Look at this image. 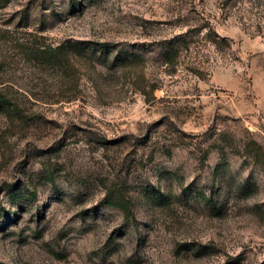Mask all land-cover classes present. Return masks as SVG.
Listing matches in <instances>:
<instances>
[{
	"label": "rangeland",
	"instance_id": "374dc122",
	"mask_svg": "<svg viewBox=\"0 0 264 264\" xmlns=\"http://www.w3.org/2000/svg\"><path fill=\"white\" fill-rule=\"evenodd\" d=\"M0 95V264H264V0H0Z\"/></svg>",
	"mask_w": 264,
	"mask_h": 264
},
{
	"label": "trees",
	"instance_id": "16d2710c",
	"mask_svg": "<svg viewBox=\"0 0 264 264\" xmlns=\"http://www.w3.org/2000/svg\"><path fill=\"white\" fill-rule=\"evenodd\" d=\"M96 45L100 47V49L105 50L106 52H110L114 50V43L112 42H96ZM97 48V47H96ZM57 48H53V51H56ZM56 53V52H55ZM50 54V53H48ZM54 56H57L56 54ZM0 102H5L10 105H12L13 108L16 107V104L13 103L9 98L6 96L0 95ZM255 145V156L257 159H262L261 154H259V145L257 142H254ZM106 203L109 205L119 206L125 213L126 217L133 216L132 210H131V202L126 197L124 192L121 190L119 185L117 183L112 184L110 187L107 188V197H106Z\"/></svg>",
	"mask_w": 264,
	"mask_h": 264
}]
</instances>
